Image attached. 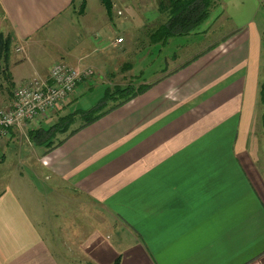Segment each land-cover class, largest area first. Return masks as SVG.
Segmentation results:
<instances>
[{"label":"crops","instance_id":"obj_1","mask_svg":"<svg viewBox=\"0 0 264 264\" xmlns=\"http://www.w3.org/2000/svg\"><path fill=\"white\" fill-rule=\"evenodd\" d=\"M111 3L108 16L99 0H0V37L23 49L5 62L2 111L59 59L91 71L39 123L0 139V163L6 152L16 162L0 181V264H264V0H219L211 23L226 35L213 30L199 53L60 143L29 140L78 96L111 86L133 31L158 12L154 0ZM123 10L137 12L138 29L118 23ZM56 31L73 38L50 53ZM27 173L42 189H21ZM40 191L52 198L36 218Z\"/></svg>","mask_w":264,"mask_h":264},{"label":"rangeland","instance_id":"obj_2","mask_svg":"<svg viewBox=\"0 0 264 264\" xmlns=\"http://www.w3.org/2000/svg\"><path fill=\"white\" fill-rule=\"evenodd\" d=\"M154 4H157V7H158V0H154ZM158 12H159V15H158ZM158 12H157V15L152 14L151 18L149 19L151 23L149 24V28L147 30H144L145 27H143V31H133V32H138V33L133 34L132 43L130 44V46L126 47V49L124 50V53L122 54L123 61L119 64L117 78L111 81L112 83L111 86H109L107 83H103L101 84V87H94L92 93L91 92L85 93L82 97L78 96L77 99L73 103L70 104L69 108L66 111L67 113L64 112L65 115L68 113H75L77 109L82 110V111L91 110L101 101L105 92L107 90L110 92H113V90L115 89V86H119L122 88H125L126 86H132L136 88V87L143 85L142 83H145V82L149 83L150 81H152L159 75L163 74L167 70L171 69V71H173L174 69H176V67L181 65L184 61H186V59L189 56H193L194 54L199 53L204 47H206L213 40V36H212L213 30H218V28H220L219 30H222L221 35H226V31L223 27H220L218 23H211L212 16L214 13L213 11H210V14L208 15V17L196 28V32H199V34L196 33V34H190L187 36L174 37L168 40L167 44L165 45L152 44L149 40V35L155 29L153 28V25L158 27L162 23H165L167 19V14L161 13L159 10ZM153 16H156V17L154 18ZM136 17H138L136 11L132 13L131 11H125V10H123L122 13L119 12V15L116 16L119 24L121 25L128 24V26L131 29H134V28L138 29V27L136 26V24L138 23V20ZM203 30H207V32ZM57 35L59 36L56 38ZM217 35L220 36L219 34ZM72 38H73V33H70L68 31H63V33L61 32L57 34V31H56L55 38L52 40L50 39L49 41L50 43H48L47 45L50 50V53L55 52L56 47H64V48L67 47L68 48L71 45L70 40ZM118 38H120V36H118ZM123 45H125L124 40H123V43L119 45V47H123ZM14 51H15L14 46L10 44V47L7 53V59H9V57H12V55L18 59H23L21 55L23 51L21 53H16V54H14ZM50 58H51V55H50ZM57 61L58 63H63V64L66 62L64 58L59 59ZM0 64H1L0 65L1 68L4 69L5 72H8L7 64L2 63V62H0ZM263 65H264V59H263ZM96 83H97L96 85H98L101 82H96ZM26 84H24V86ZM0 85L1 87L5 88L7 92L11 90V88L9 87V82L7 81V78H5V80L2 79ZM16 89L12 91V100H13V96H14ZM0 92L2 91L0 90ZM12 100H11V104H12ZM114 101L115 100H110L106 106V109L112 107L114 105L113 104ZM4 111H7V110L2 111V109H0L1 113ZM55 114L56 113H54V115ZM61 116H64V115H61ZM58 118L59 117L57 116L53 118V124L57 121ZM82 124H83V120L81 119L79 115H77L75 117V123L70 126L69 130L66 133L57 134L55 138L52 140L51 145L53 146L55 144H58L61 141V139H63L68 133L80 127ZM24 125L27 126V123ZM24 139H25V134L22 137V140ZM23 148H25V143L23 144ZM5 155H6L5 163L4 162L0 163V181L3 178V174L6 175L7 179L9 175L15 174L14 164L16 162L13 161L14 157L10 156V152H6ZM26 167L27 166H22L23 173L28 172ZM35 179L36 178L35 176H33V174L30 176L28 175V173L25 174V176L22 179L24 183L23 185L20 186L21 189L22 190L27 189L29 187H33V185L38 189L39 188L42 189L40 185L35 182ZM15 180H16L15 176H13V181L15 182ZM46 183L47 184L49 183V185L51 184L50 182H46ZM45 190H46V187H45ZM39 193L42 194L43 197L38 198L35 201V203H32V207L29 206V210L36 218H39L40 216L44 215L45 202L47 201L48 202H47L46 210L49 211L48 204L50 203V199L52 198V194L48 193V195H45L46 192L44 191H40ZM26 195L30 196L27 193ZM33 197H35V195ZM47 197H48V200H46ZM37 207L40 209H38ZM38 220L39 219H37L36 222Z\"/></svg>","mask_w":264,"mask_h":264},{"label":"trees","instance_id":"obj_3","mask_svg":"<svg viewBox=\"0 0 264 264\" xmlns=\"http://www.w3.org/2000/svg\"><path fill=\"white\" fill-rule=\"evenodd\" d=\"M105 8L108 16L111 14V0H99ZM219 0H158V10L167 14L166 22L159 25L149 35L152 44H167L168 40L178 36H187L196 34L199 26L218 5ZM11 44L10 37H0V62L7 61V53ZM1 65V64H0ZM9 74L0 66V83L1 80L9 82ZM9 85H12L9 82ZM150 85H141L139 87L126 86L125 88L115 86L113 92L106 91L101 101L91 110L82 111L77 109L75 113H68L59 117L57 121L48 129L38 128L28 132L30 141L37 145H44L47 148L52 147V140L57 134L66 133L70 126L75 123V117L79 115L83 120L81 127L87 126L100 119L112 109L123 105L133 97L144 93ZM1 88V85H0ZM260 102L264 107V76L259 91ZM110 100H115L114 105L106 109ZM55 110V109H54ZM53 112V111H52ZM262 127L264 129V112L262 115ZM73 130L71 133L75 132ZM60 143V142H59ZM114 264H119V259Z\"/></svg>","mask_w":264,"mask_h":264},{"label":"built area","instance_id":"obj_4","mask_svg":"<svg viewBox=\"0 0 264 264\" xmlns=\"http://www.w3.org/2000/svg\"><path fill=\"white\" fill-rule=\"evenodd\" d=\"M123 43V38H116L115 44ZM22 48L16 49L21 53ZM90 70L69 67L55 63L45 79H35L15 90L11 107L0 112V139L9 135V130L22 128L24 124L39 123L60 103L72 95ZM25 126V125H24Z\"/></svg>","mask_w":264,"mask_h":264}]
</instances>
